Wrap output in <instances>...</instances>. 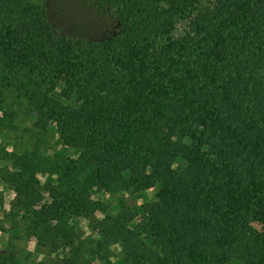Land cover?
Listing matches in <instances>:
<instances>
[{
	"label": "trees",
	"instance_id": "trees-1",
	"mask_svg": "<svg viewBox=\"0 0 264 264\" xmlns=\"http://www.w3.org/2000/svg\"><path fill=\"white\" fill-rule=\"evenodd\" d=\"M84 1L114 31L0 0V100L32 120L0 264H264V0Z\"/></svg>",
	"mask_w": 264,
	"mask_h": 264
},
{
	"label": "rangeland",
	"instance_id": "rangeland-1",
	"mask_svg": "<svg viewBox=\"0 0 264 264\" xmlns=\"http://www.w3.org/2000/svg\"><path fill=\"white\" fill-rule=\"evenodd\" d=\"M48 12L50 13V21L53 28L61 33L82 36L89 38H98L114 31L116 25L96 13L88 3L84 0H44ZM10 109L14 110L13 117L10 119ZM6 111V114L3 112ZM0 147H4L6 151H20L29 145V127L31 126V117L24 101L14 100L12 96L5 95L0 100ZM0 165L2 162L0 161ZM40 181L42 177L38 175ZM120 194L107 197L109 201H115ZM152 191H148L146 198L151 197ZM14 193L11 188L0 182V225L7 218L2 216L3 211H8ZM128 203L139 202L130 195H126ZM4 224L3 227H6ZM13 244L19 248L30 252L34 248V240L28 238L21 228L13 233ZM8 244V234L6 231L0 230V248ZM230 264H238L231 262Z\"/></svg>",
	"mask_w": 264,
	"mask_h": 264
}]
</instances>
